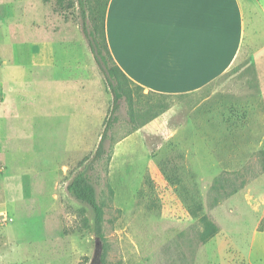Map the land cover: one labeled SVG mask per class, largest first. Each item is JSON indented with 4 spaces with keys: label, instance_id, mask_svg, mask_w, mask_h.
<instances>
[{
    "label": "rangeland",
    "instance_id": "rangeland-1",
    "mask_svg": "<svg viewBox=\"0 0 264 264\" xmlns=\"http://www.w3.org/2000/svg\"><path fill=\"white\" fill-rule=\"evenodd\" d=\"M241 2L232 68L190 94L126 83L145 125L123 98L96 157L112 93L76 0H0V264H264V0Z\"/></svg>",
    "mask_w": 264,
    "mask_h": 264
},
{
    "label": "crops",
    "instance_id": "crops-1",
    "mask_svg": "<svg viewBox=\"0 0 264 264\" xmlns=\"http://www.w3.org/2000/svg\"><path fill=\"white\" fill-rule=\"evenodd\" d=\"M244 33L241 0H109L105 34L120 70L148 92H196L228 72Z\"/></svg>",
    "mask_w": 264,
    "mask_h": 264
},
{
    "label": "trees",
    "instance_id": "trees-1",
    "mask_svg": "<svg viewBox=\"0 0 264 264\" xmlns=\"http://www.w3.org/2000/svg\"><path fill=\"white\" fill-rule=\"evenodd\" d=\"M108 1L109 0H95V9L91 11L87 0H76L82 18V30L87 40L88 47L100 73L105 79L107 87L112 93V106L108 117L104 121L103 131L95 154L96 157H99L103 153V141L108 137L109 132L117 122V113L123 98L127 99L130 105V121L134 125L133 130H137L141 125H145V123L141 125L134 124L136 123L137 115L134 112L133 104L130 102V95L125 89L126 83H134L129 80L116 65L108 48L105 34V15ZM87 16H90L91 21H86ZM66 189L69 195L76 201L90 208L93 214L95 235L101 238L103 210L101 205L97 203L95 190L91 183L85 177L76 175L68 183ZM201 223L203 224V231L201 232L200 239L206 242L216 235L218 227L207 217L201 218ZM100 263L103 264V260H100Z\"/></svg>",
    "mask_w": 264,
    "mask_h": 264
}]
</instances>
